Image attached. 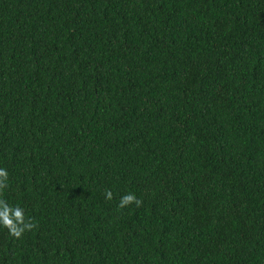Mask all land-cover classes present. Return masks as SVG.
<instances>
[{
    "label": "trees",
    "instance_id": "obj_1",
    "mask_svg": "<svg viewBox=\"0 0 264 264\" xmlns=\"http://www.w3.org/2000/svg\"><path fill=\"white\" fill-rule=\"evenodd\" d=\"M0 167V264H264V0H0Z\"/></svg>",
    "mask_w": 264,
    "mask_h": 264
},
{
    "label": "clouds",
    "instance_id": "obj_2",
    "mask_svg": "<svg viewBox=\"0 0 264 264\" xmlns=\"http://www.w3.org/2000/svg\"><path fill=\"white\" fill-rule=\"evenodd\" d=\"M8 172L5 168L0 167V192L7 188L8 184ZM105 199H112V192L110 189H106L104 193ZM135 204L137 207L141 206L142 201L136 197L134 193H126L121 196L118 208ZM0 226H3L8 230L9 235L14 238H20L26 230H31L35 225L32 223L31 218L25 221L24 210L16 205L11 206L6 200L0 198Z\"/></svg>",
    "mask_w": 264,
    "mask_h": 264
}]
</instances>
